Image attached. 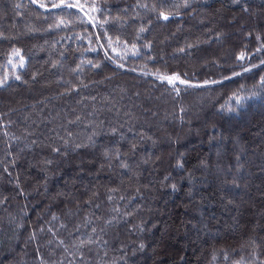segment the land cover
Returning <instances> with one entry per match:
<instances>
[{"label":"trees","instance_id":"1","mask_svg":"<svg viewBox=\"0 0 264 264\" xmlns=\"http://www.w3.org/2000/svg\"><path fill=\"white\" fill-rule=\"evenodd\" d=\"M0 264H264V0H0Z\"/></svg>","mask_w":264,"mask_h":264},{"label":"snow or ice","instance_id":"2","mask_svg":"<svg viewBox=\"0 0 264 264\" xmlns=\"http://www.w3.org/2000/svg\"><path fill=\"white\" fill-rule=\"evenodd\" d=\"M62 3H63V0H62ZM60 5H54V7H59ZM66 7H76L77 5H72V4H67L65 5ZM41 7H43V5H41ZM161 16L164 18V19H168V15L164 14V13H161ZM242 58V57H241ZM17 79H19V77H17ZM176 79H179L178 77H172V78H168V81L169 83H173L174 80ZM181 83H183V81H181Z\"/></svg>","mask_w":264,"mask_h":264},{"label":"rangeland","instance_id":"3","mask_svg":"<svg viewBox=\"0 0 264 264\" xmlns=\"http://www.w3.org/2000/svg\"><path fill=\"white\" fill-rule=\"evenodd\" d=\"M14 57H18L19 56V54L18 53H15L14 55H13ZM19 60L21 61V64H22V62H24V59L21 57V58H19ZM18 66H14V69H16ZM145 98V97H144ZM157 125H161V123L160 124H157ZM189 132V131H188Z\"/></svg>","mask_w":264,"mask_h":264}]
</instances>
